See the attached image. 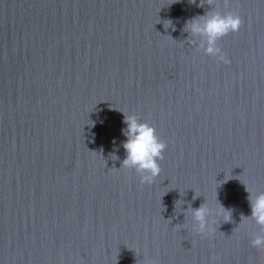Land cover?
I'll use <instances>...</instances> for the list:
<instances>
[{
  "label": "water",
  "instance_id": "water-1",
  "mask_svg": "<svg viewBox=\"0 0 264 264\" xmlns=\"http://www.w3.org/2000/svg\"><path fill=\"white\" fill-rule=\"evenodd\" d=\"M243 19L201 47L190 25ZM167 144L141 184L125 114ZM101 121V122H100ZM264 0H0V264H264ZM227 209L214 231L192 210Z\"/></svg>",
  "mask_w": 264,
  "mask_h": 264
},
{
  "label": "clouds",
  "instance_id": "clouds-1",
  "mask_svg": "<svg viewBox=\"0 0 264 264\" xmlns=\"http://www.w3.org/2000/svg\"><path fill=\"white\" fill-rule=\"evenodd\" d=\"M242 24L243 19L237 13L224 14L214 11L200 20H194L189 27L194 34L205 37V42L201 43L200 47L207 54L227 64L230 60L217 46V41L230 32L239 31ZM124 123L126 128L122 129V132L127 137L123 143L126 157L121 167L134 168L140 174L142 185L152 184L161 173L159 161L163 159L167 144L158 137L153 126L141 121L135 114H125ZM246 190L249 193L251 218L257 225L264 228V191L253 192L247 186ZM226 210L224 207L216 208L214 218L213 209L210 206L201 205L192 210L196 230L205 235L212 233L217 218L223 217L225 222L231 220V215H225ZM252 245L257 249H264V232L255 235Z\"/></svg>",
  "mask_w": 264,
  "mask_h": 264
}]
</instances>
